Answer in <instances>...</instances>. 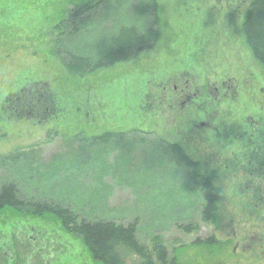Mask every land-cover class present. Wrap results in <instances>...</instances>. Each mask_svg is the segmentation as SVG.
Returning <instances> with one entry per match:
<instances>
[{
	"label": "rangeland",
	"instance_id": "374dc122",
	"mask_svg": "<svg viewBox=\"0 0 264 264\" xmlns=\"http://www.w3.org/2000/svg\"><path fill=\"white\" fill-rule=\"evenodd\" d=\"M70 1L82 0H0V189L14 186L23 205L20 217H3L12 222L4 230L17 243L20 264H94L79 240L52 223L28 219L25 212L36 204L66 210L77 222L135 223L151 264H159L151 253L154 240L166 250V264L231 262V230L243 231L236 221L243 212L232 211L231 168L215 159L212 144L185 140L189 124H178L176 114L187 113L185 95L195 93L196 79L185 73L180 82L159 85L202 66L217 117L231 110V122L240 119L250 104L239 77L264 89V70L242 32L245 10L231 11L229 23L213 0H104L56 40L54 27ZM151 29L158 38L154 47L129 62L83 76L67 70L72 62L93 67L132 39L142 44ZM107 132L116 136L102 140ZM189 145L207 172L185 167ZM208 178L213 209L203 198ZM31 227L45 230L40 239L26 236ZM208 240L212 244L202 248ZM114 252L123 264H147L122 245Z\"/></svg>",
	"mask_w": 264,
	"mask_h": 264
},
{
	"label": "flooded vegetation",
	"instance_id": "af4514ba",
	"mask_svg": "<svg viewBox=\"0 0 264 264\" xmlns=\"http://www.w3.org/2000/svg\"><path fill=\"white\" fill-rule=\"evenodd\" d=\"M199 1L206 2V0ZM254 1L256 0H240V2L238 0H213V3H215L212 7L217 5L218 8H221L220 14H222L221 18L223 22L230 23L231 11L236 12L238 7L241 6L245 10L243 14H246ZM199 4L197 6L196 3L195 8H198V13H203L205 10ZM212 7H208V10L211 11L210 9ZM240 25H242V22ZM204 72L205 69L202 66L196 70L191 68L190 70L181 71L173 74V76L168 77L166 80H162L160 83L161 86L159 85V87L163 88L174 81L180 82L181 77L185 73L192 75L196 79L197 89L195 93L185 95V99L189 103H185L183 107H186L185 110L187 113L183 111L184 109L181 110L182 113H176L180 118L178 124L183 126L184 122L185 124H189V132L183 131L187 136L185 140H190V143L194 140H199L201 141L200 144H205V147L206 145L212 144L216 147L217 153H219L215 159L219 161L222 159L221 163L225 160L227 165L221 164V166L225 165V168H231V189L233 190L231 200H234L232 202V211L243 212L240 218L236 220L240 224H243L241 228L243 231L237 235V229L231 230V257L229 256L231 262L222 264H264V89L262 86L261 88H257L254 83L248 81L252 79L249 76H240L239 78L242 80V83L237 82V84L241 87L240 91L249 94L248 100L246 101L250 105L241 114L240 119L231 122V110L217 117L215 111L219 107L218 104L213 105L212 103L208 86L205 84L207 73ZM255 83L257 82L255 81ZM220 86H223V83ZM218 94L220 95L222 93L220 92ZM219 99L222 100V96ZM208 116L213 117L211 122H208ZM175 123L176 121L174 120L173 125ZM197 128L204 131L200 132V136H197V132H194L195 130L197 131ZM220 138H224L225 142H219ZM189 147L190 145L185 146V152L182 154L185 157L184 162L187 165L185 167L190 168L193 173L198 171V169L203 172L205 169L203 163L200 162V159H195L193 154H189ZM204 153H207L206 149ZM192 158L195 160L192 162L195 165L188 161L193 160ZM214 168L211 167L210 169L213 170ZM204 172L207 171L205 170ZM212 178L206 180V184L208 182L206 191L208 192H205V195L203 193L205 204L210 203L214 197L211 195V191H209L210 186L214 188L212 186ZM213 181L215 180L213 179ZM208 185L210 186L208 187ZM208 198L209 200H207ZM259 223L261 225L260 230L255 229V227L259 226ZM249 229L254 230L250 232ZM31 234L27 232L26 236L30 237ZM32 236L34 235L32 234ZM202 248H204L203 245ZM212 250H206L205 253L211 255L214 253ZM200 251L202 252V250ZM12 256L16 263V255L13 254Z\"/></svg>",
	"mask_w": 264,
	"mask_h": 264
},
{
	"label": "trees",
	"instance_id": "16d2710c",
	"mask_svg": "<svg viewBox=\"0 0 264 264\" xmlns=\"http://www.w3.org/2000/svg\"><path fill=\"white\" fill-rule=\"evenodd\" d=\"M102 1L104 2V0H82L76 3L70 1L65 7L64 11L66 14L64 18L54 27V34L56 35L57 33L56 40L75 31L79 20L89 11L100 5ZM261 8H264V0H256L252 3L250 10H248L243 19L242 32L246 38L252 56L264 70V15L259 16ZM157 40L156 31L151 29L147 33L142 44L132 39L126 48L116 50L109 58H106L93 67H80L74 64V62L66 64V67L70 73L83 76L85 72L129 62L140 53L151 50ZM115 136V133L107 132L102 135L101 139L109 141ZM83 138L84 137L81 136L80 141H82L81 139ZM173 154L181 155L177 148H173ZM209 186L210 185H208V187ZM205 192L207 193L208 191ZM207 200H209V198ZM214 201L215 199L213 197L211 202L207 204L208 209L214 208ZM21 205V202L17 199L14 186L6 185L0 189V264H20L23 262L22 257L16 253L17 251L14 252L17 243L11 240L12 236H10V232L4 230L8 223L11 224L12 222H10V220H3V217L7 216L9 212L19 215L20 217L22 211ZM25 213L28 214V219L36 218L41 219L46 224L52 223L55 228H57L56 230H59V233L64 232L63 235L65 234L66 236H71L73 239L79 240L94 264H123L118 255L114 252V247L117 245H122L131 250L144 260L145 263L151 264L150 260L152 256H150L149 251L136 240L135 223L122 226L114 222L105 221L88 222L86 220H81L77 222L76 216H73L68 211L47 204H36L31 211H26ZM23 227L25 228V226ZM26 230L30 233L34 232V236L38 235L39 237L41 234L40 231L45 232L44 229L42 230L40 228H35L34 231L32 227ZM51 231H53V229ZM46 235L48 238L50 237L47 233ZM205 244H212V241L208 240L202 245L205 246ZM151 250V253L155 254L156 262L159 264H166V250L157 240H154ZM7 251H11L9 256L7 255ZM13 254L17 257L16 263L12 256Z\"/></svg>",
	"mask_w": 264,
	"mask_h": 264
}]
</instances>
